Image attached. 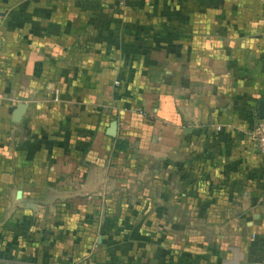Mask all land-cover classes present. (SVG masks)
<instances>
[{
	"label": "crops",
	"instance_id": "1",
	"mask_svg": "<svg viewBox=\"0 0 264 264\" xmlns=\"http://www.w3.org/2000/svg\"><path fill=\"white\" fill-rule=\"evenodd\" d=\"M0 95V264H264V0H0Z\"/></svg>",
	"mask_w": 264,
	"mask_h": 264
},
{
	"label": "rangeland",
	"instance_id": "2",
	"mask_svg": "<svg viewBox=\"0 0 264 264\" xmlns=\"http://www.w3.org/2000/svg\"><path fill=\"white\" fill-rule=\"evenodd\" d=\"M136 215V214H135ZM187 216L188 215H186V214H183V215H181V217H180V220L181 221H186V219H187ZM195 216V219H194V222L197 224L198 222H201V223H203V221H204V216L202 215V214H195L194 215ZM131 217V220H134L135 219V217L136 216H134V215H131L130 216ZM192 217H193V215H192ZM213 217V216H212ZM146 218H147V222H149V223H151V222H155V218H154V215H152V214H148L147 216H146ZM132 232V234L134 235L135 233H137V230H134L133 229V231H131ZM147 237H148V242H151L152 241V239L155 237V232H154V228H149L147 231ZM207 230H203V229H201V228H197L196 230H194V231H192V233H194V236H196V238H198V239H204V238H206V234H207ZM135 235H137V234H135ZM151 243H153V242H151ZM131 250L134 252V251H146V253L148 254L147 255V257L149 258V260L147 261V263H145V264H155V260H154V258H153V255L155 254V246L152 244L151 246H148L147 248H141V247H138V246H133V247H131ZM152 255H151V254ZM149 254L151 255L150 257H149Z\"/></svg>",
	"mask_w": 264,
	"mask_h": 264
},
{
	"label": "water",
	"instance_id": "3",
	"mask_svg": "<svg viewBox=\"0 0 264 264\" xmlns=\"http://www.w3.org/2000/svg\"><path fill=\"white\" fill-rule=\"evenodd\" d=\"M25 108L24 104H18L11 113V120L13 122L18 121L23 110ZM257 118L264 119V99H260L257 101ZM106 134L108 136H114L115 134V121H111L106 129Z\"/></svg>",
	"mask_w": 264,
	"mask_h": 264
},
{
	"label": "built area",
	"instance_id": "4",
	"mask_svg": "<svg viewBox=\"0 0 264 264\" xmlns=\"http://www.w3.org/2000/svg\"><path fill=\"white\" fill-rule=\"evenodd\" d=\"M1 97V95H0ZM256 150L264 155V119H258L247 132Z\"/></svg>",
	"mask_w": 264,
	"mask_h": 264
}]
</instances>
